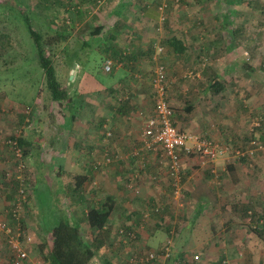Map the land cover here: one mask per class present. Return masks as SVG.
Masks as SVG:
<instances>
[{
    "label": "crops",
    "instance_id": "crops-1",
    "mask_svg": "<svg viewBox=\"0 0 264 264\" xmlns=\"http://www.w3.org/2000/svg\"><path fill=\"white\" fill-rule=\"evenodd\" d=\"M83 6L82 9L87 7ZM139 7L141 21H135L137 18L133 19L134 14L139 11ZM108 8L110 6L101 8L100 4L92 8L98 16L97 26H94V32L89 33L81 45L89 46V39L99 43L103 53H107L105 56H110L113 61L111 73L146 68L144 60L152 58L156 49L153 52L151 45L154 33L144 24L155 20L159 12L151 10L149 6L145 7L144 3L130 4L127 0L115 1L111 10H106ZM126 9L132 10L133 16H128L131 13H127ZM80 12L79 16L82 17L84 11ZM110 13L113 16L109 17ZM176 38L187 48L182 37ZM88 49L93 51L91 47ZM185 51L190 53L187 49ZM177 54L174 53V56ZM105 56L102 61L107 58ZM165 60L166 65L169 64ZM173 60L171 57L169 61L173 63ZM168 70L173 72L176 69ZM211 77L205 86L213 89V95L209 93L206 97L202 94L205 87L201 90L197 87L198 96L182 105L177 114H173V123L183 131L227 148V152L213 161H203L197 154L183 155L181 184L177 193L170 185L167 166L161 161L158 146L153 150H143L140 155L130 156L131 152L141 146L140 135L144 121L154 115V98L149 82L148 95L137 90L128 103L130 106L113 107L108 113H104V109L99 106L100 100L94 104V101L85 98L83 104L86 109L82 116H67L66 120L59 123V127H63L61 131L52 132L50 127L57 120L54 116H47L48 128L42 131L47 132L48 138L47 143L43 141L41 146L32 128L30 136L24 130L19 140L24 145L22 147L26 157L34 155V162L29 160L31 168L24 173L33 179L31 199L41 211V223L44 224L46 216L55 222L58 201L63 210H68L67 214L70 217L73 214L71 218L77 220L79 213H85L109 198L112 209L101 231L109 236L108 239L115 237V233L122 227L133 229L138 238L137 248L144 252L147 249H160L165 240L170 238L173 256L168 264H220V260L229 264H264V223L258 222L264 218V149L256 151L252 156H233L234 151L245 150L248 146V142L244 144L243 139L250 135L249 116L245 114L246 106L241 104V98H227L226 87H232L220 79L219 73L213 70ZM73 78L76 82L73 89L79 90L77 95L94 93L96 97H101L103 89L108 88V83L102 77L98 79L88 71H82L75 77L74 70ZM118 85L114 84L113 87L117 88ZM141 113L146 116H137ZM5 117L8 120L12 116ZM253 117L262 122L249 138L253 137L264 146V115L261 113V116ZM32 123L36 125L33 116ZM4 125L6 123L0 119V130L3 129L0 133L15 131L13 122L9 129ZM107 132H110V138H105ZM61 138L65 141H60ZM105 154L112 157L110 164L104 163ZM5 181L0 172L1 217L8 216L15 197L11 193L12 187H17L16 181L10 180L12 183L8 186ZM77 182L80 184L79 202L65 197L66 190L73 194ZM61 193H64L62 199ZM28 204L29 201L25 208ZM156 206H159L158 211L155 210ZM77 209L80 212H76ZM78 219H81L80 229L83 233L100 232L90 227L84 219ZM50 228V225L45 227L48 231ZM129 248L126 250L129 251ZM6 250H0V261H4L3 264L8 259ZM231 250H237L239 257L236 251L232 253ZM119 255L112 251L108 256L93 262L90 260L89 264H103V260H100L102 258L109 264H125ZM193 255H198V259L193 260ZM29 261V264H36L32 258Z\"/></svg>",
    "mask_w": 264,
    "mask_h": 264
},
{
    "label": "rangeland",
    "instance_id": "rangeland-1",
    "mask_svg": "<svg viewBox=\"0 0 264 264\" xmlns=\"http://www.w3.org/2000/svg\"><path fill=\"white\" fill-rule=\"evenodd\" d=\"M115 1L118 0H0V119L4 124L6 123L4 126H7V129L12 122L15 125L14 132L0 133V172L7 186L13 182L12 180L17 182L20 179L26 184L29 204L23 210L21 221L32 238L28 254L33 261L47 263L44 259L51 246V240L49 231L45 227L52 226L54 223L51 218H46L44 221L47 226L44 227L41 223L39 218L41 211L31 199L33 198V179L25 176L26 171L18 172L16 169V160L7 144L9 138L21 139L24 130L30 136L33 129L39 146L43 145V141L46 144L48 134L42 130L48 128L47 116H54L57 120L50 127L52 132L61 131L63 127H59V123L66 120L67 116L73 113V116H82L86 109L83 104L85 98L88 101H94V104L96 100H100L99 106L104 109V113L110 112L113 107L130 106L128 103L134 97L133 92L142 90V94L148 95L149 78L157 60H162L165 65L167 97L175 111L174 114L181 110L182 105L198 96L197 87L200 88L199 90L205 87V92L202 94L206 97L209 93L213 95V89L207 88L205 84L214 70L219 73L223 82L232 87L228 89L225 86L227 98L231 96L241 98V104L246 106L245 114L249 116L250 135L256 132V127L260 126H255L254 122L258 121L259 124L262 122L253 116H261V113L264 115V0H242L240 3L230 0H166L165 20L160 21L158 14L155 20L144 24L156 35V37H153L154 34L152 36L153 52H155V45L163 47L156 62L152 58H146L144 69L106 74L102 71L104 61L102 58L107 53H103V49L99 47L100 44L96 42V45L91 39L88 42L89 46L81 44L89 33L94 32V26H97L95 24L98 16L92 8L99 4L101 8L104 6L111 8ZM127 1L130 4L144 3L145 7L149 6L153 11H158V5L161 3V0ZM83 5L87 7L82 9ZM110 8L106 10L109 11ZM80 10L84 11L82 17L79 16ZM138 10L134 14L133 19L137 18L135 21H141V8L139 7ZM126 11L131 13L128 16H133L132 10L126 9ZM108 16L111 17L113 14L110 13ZM27 23L41 34L44 51L51 57L57 79L61 84L72 92L76 83L73 78L74 70L75 77L82 71H88L98 79L102 77L108 83V88L103 89L101 97H96L94 93L88 95L80 93L76 104L74 101L69 109L65 104L53 102ZM57 30L60 31V35L57 34ZM171 36L182 37L190 53L184 51L183 54L174 56V53L167 48V42ZM240 37L242 40H239ZM88 47H91L93 51H89ZM105 57L111 59L110 56ZM171 57L175 59L173 63L169 61ZM165 59L169 64L166 65ZM168 68L176 70L171 72ZM114 84L119 85L114 88ZM149 101L151 103L150 98ZM89 104L92 105V103ZM4 116L12 117L7 120ZM32 116L36 125L31 124ZM137 116L146 115L141 113ZM18 118L19 121H17ZM102 130L106 132L104 128ZM2 131L3 129L0 130ZM250 135L243 139L244 144L253 138H249ZM60 141L63 142L65 139L61 138ZM33 156L24 155L25 170L31 168L29 160L34 162ZM6 173L11 176L9 181ZM28 173L31 176L29 170ZM16 176L20 177L16 178ZM12 189L13 194L15 189L14 187ZM61 209L63 210L62 206ZM76 212H80V209ZM87 232L83 233L84 238L98 247L96 256L91 259V262L108 256L112 251L120 254L121 262H125L128 253L141 252L132 251L133 248L130 246L129 251L126 250L128 244L119 245L116 241L117 235L108 239L109 236L101 231ZM233 251H236V256L239 257L238 251ZM232 255L235 256V254ZM220 264L229 263H222L220 260Z\"/></svg>",
    "mask_w": 264,
    "mask_h": 264
},
{
    "label": "built area",
    "instance_id": "built-area-1",
    "mask_svg": "<svg viewBox=\"0 0 264 264\" xmlns=\"http://www.w3.org/2000/svg\"><path fill=\"white\" fill-rule=\"evenodd\" d=\"M166 7V0H161L158 5V11L160 15V21L165 19L164 9ZM163 51V47L156 46V53L152 56V59L156 62L157 57ZM113 61L106 58L102 64V69L105 73H109L112 70ZM149 84L151 92L154 98V115L148 117L143 124V130L141 132V146L136 148L130 153L131 157L140 155L143 150H153L155 147H159L161 150V161L165 162L167 166V175L170 181V185L177 193V189L181 184V167L182 156H192L197 154L204 160L213 161L219 155H223L227 152V148L218 146L207 138H202L198 135L183 131L177 125L173 123L174 110L167 97V77L166 69L161 61L157 60L152 73L149 78ZM255 126L259 125V122H254ZM107 136H110V132H107ZM8 146L12 150L13 157L16 160V169L18 172L25 171L24 164V152L18 144L17 138H9L7 140ZM264 146L257 140L251 138L248 141V146L245 150L234 151L235 157L252 156L256 151L263 150ZM105 164H110L113 159L109 154L103 156ZM7 180L11 179L6 173ZM20 176H16V178ZM135 192L137 190L135 189ZM27 202L26 186L22 179L19 180L16 190V196L8 210L7 217L0 216V250L5 248L8 253V259L4 264H29V246L32 243V238L22 225L21 219L25 204ZM156 211L159 210V206H156ZM259 223H264V218H261ZM135 234L133 232L127 233L125 236V230L120 229L118 231L117 240H122L123 243L127 241H134ZM173 248L171 239L165 240L164 244L158 250H149L141 252L140 254L127 256L125 259L126 264H168V261L172 259ZM193 260L198 259V255L192 256ZM0 261V264H3ZM41 261H36L40 263Z\"/></svg>",
    "mask_w": 264,
    "mask_h": 264
},
{
    "label": "trees",
    "instance_id": "trees-1",
    "mask_svg": "<svg viewBox=\"0 0 264 264\" xmlns=\"http://www.w3.org/2000/svg\"><path fill=\"white\" fill-rule=\"evenodd\" d=\"M230 1L240 3V1L242 0H236V1L230 0ZM27 27L33 39L38 62L45 74L46 86L50 92L52 101L60 105L65 104L66 108L69 109L70 108L69 106L73 105L74 101L76 104L78 100L77 91L74 89L72 90V92L68 91L67 88H65V86L62 85L61 82L57 79L56 71L52 64L51 57L47 56L44 51V46H43L44 42L42 41L41 34L35 31L30 26L29 23H27ZM56 32L58 35H60L59 30H57ZM156 46L157 45H155V49ZM167 48L171 50L173 53H178V54L183 53L186 49L183 42L181 40H178L175 36H171L168 39ZM110 73L111 72L107 74ZM73 115L74 113L71 114V116ZM18 144L24 152V149L22 147V141L18 140ZM16 183L18 187L19 180H17ZM79 185L80 184L77 182L76 184L77 189L73 188L72 190L73 194H71L70 190H66L65 197L71 200L74 199L77 202H79L78 200V196L80 195L78 190V188L80 187ZM17 187L14 192L15 196H16ZM60 195H61L60 198L62 199L64 197V193H61ZM60 203L58 201V208L55 211V213H57V219L55 220L54 224L51 226L49 230L51 246L45 256V260L47 261L48 264H89L90 260L94 258V256H96V250L98 247H96L94 244H92V242H89L84 238L83 232L80 229L81 219L79 220L78 218L84 219L89 224L90 227L95 228L97 231H102L108 221V217L112 209V206L110 204V199L107 198V200L98 204L96 207L89 208L85 213L82 214L79 213L77 216L78 217L77 220L71 218L72 216L74 217L73 214L71 217L70 214H67L68 210L67 211L62 210ZM46 218H48V216H46L45 219ZM120 229L125 230V236L129 232H133L136 237L134 241L128 240L127 243H123L122 240L118 241L116 239L118 244L119 245L128 244L127 245L128 247L130 246L134 249V251L139 252V249L137 248L138 238L136 232L133 229L124 228V227ZM118 231L117 233H115V236L118 235ZM150 250H158V249H150ZM146 251H149V249L145 250V252ZM136 254L138 253L131 252L128 253L127 256L136 255ZM100 260H103L102 261L103 264H109V262L105 258H102Z\"/></svg>",
    "mask_w": 264,
    "mask_h": 264
}]
</instances>
